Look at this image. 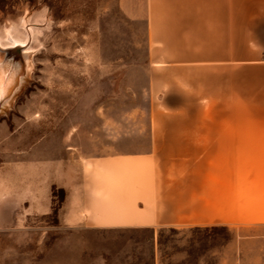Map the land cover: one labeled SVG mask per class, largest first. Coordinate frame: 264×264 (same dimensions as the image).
<instances>
[{
    "label": "rangeland",
    "instance_id": "374dc122",
    "mask_svg": "<svg viewBox=\"0 0 264 264\" xmlns=\"http://www.w3.org/2000/svg\"><path fill=\"white\" fill-rule=\"evenodd\" d=\"M145 11V0H0V45L33 50L28 77L0 111V264H264V226L62 221L66 192L53 183L70 189L79 173L60 176L54 156L63 164L100 147L131 152L147 136ZM33 165L42 174L36 196Z\"/></svg>",
    "mask_w": 264,
    "mask_h": 264
},
{
    "label": "crops",
    "instance_id": "0c3cea01",
    "mask_svg": "<svg viewBox=\"0 0 264 264\" xmlns=\"http://www.w3.org/2000/svg\"><path fill=\"white\" fill-rule=\"evenodd\" d=\"M145 8L147 136L131 152L100 147L63 164L54 156L60 176L79 173L70 189L53 183L66 192L62 221L263 227L264 0H145ZM32 169L36 196L42 174Z\"/></svg>",
    "mask_w": 264,
    "mask_h": 264
},
{
    "label": "bare ground",
    "instance_id": "6f19581e",
    "mask_svg": "<svg viewBox=\"0 0 264 264\" xmlns=\"http://www.w3.org/2000/svg\"><path fill=\"white\" fill-rule=\"evenodd\" d=\"M27 43H20V42H16L14 39H11L7 46L0 45V50H5L7 52L10 50L16 49V48L19 49L21 57H22V61L17 62V64L10 63L11 65H8L5 62L6 67H4L3 64H1L0 62L1 64L0 65V101L4 95H8L11 92L14 84L16 83V81L19 80L18 74L21 69L25 70V75L21 79L22 84L25 82V79L28 77V74L31 71V68H32L31 55L33 53V50L27 46ZM2 54H5V53H2ZM16 92L18 93V89ZM14 96L15 95L11 96V99H9L8 101H5L2 104L3 111H5V109L10 106L11 100Z\"/></svg>",
    "mask_w": 264,
    "mask_h": 264
},
{
    "label": "water",
    "instance_id": "95a60500",
    "mask_svg": "<svg viewBox=\"0 0 264 264\" xmlns=\"http://www.w3.org/2000/svg\"><path fill=\"white\" fill-rule=\"evenodd\" d=\"M0 62L1 64H3L4 67H6V64L8 65H11L10 63L12 64H17V62H21L22 61V57H21V54H20V50L19 49H13V50H10V51H5V50H0ZM2 53H5V54H2ZM2 56V57H1ZM6 62V64H5ZM0 64V65H1ZM25 75V70H20L19 74H18V78L19 80L16 81V83L14 84L11 92L8 94V95H4L0 101V111H3L2 110V104L5 102V101H8L9 99H11V96L15 95V92L17 91V89L20 88V86L22 85V81L21 79L23 78V76Z\"/></svg>",
    "mask_w": 264,
    "mask_h": 264
}]
</instances>
